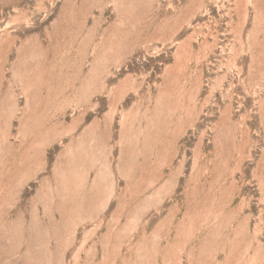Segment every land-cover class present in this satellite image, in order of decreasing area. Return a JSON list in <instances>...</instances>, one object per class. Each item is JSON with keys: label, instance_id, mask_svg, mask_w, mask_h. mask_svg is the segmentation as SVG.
<instances>
[{"label": "rangeland", "instance_id": "1", "mask_svg": "<svg viewBox=\"0 0 264 264\" xmlns=\"http://www.w3.org/2000/svg\"><path fill=\"white\" fill-rule=\"evenodd\" d=\"M0 264H264V0H0Z\"/></svg>", "mask_w": 264, "mask_h": 264}]
</instances>
